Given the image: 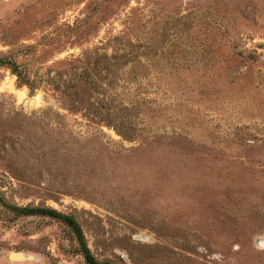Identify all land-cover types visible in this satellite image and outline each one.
I'll list each match as a JSON object with an SVG mask.
<instances>
[{
    "label": "rangeland",
    "instance_id": "obj_1",
    "mask_svg": "<svg viewBox=\"0 0 264 264\" xmlns=\"http://www.w3.org/2000/svg\"><path fill=\"white\" fill-rule=\"evenodd\" d=\"M264 264V0H0V264Z\"/></svg>",
    "mask_w": 264,
    "mask_h": 264
},
{
    "label": "trees",
    "instance_id": "obj_2",
    "mask_svg": "<svg viewBox=\"0 0 264 264\" xmlns=\"http://www.w3.org/2000/svg\"><path fill=\"white\" fill-rule=\"evenodd\" d=\"M86 256H87V258L90 260V262H92L93 264H104V263L96 262V261L93 259V257H91L90 253H88V251H87V253H86Z\"/></svg>",
    "mask_w": 264,
    "mask_h": 264
}]
</instances>
